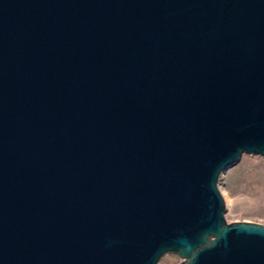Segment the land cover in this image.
Wrapping results in <instances>:
<instances>
[{
	"label": "water",
	"instance_id": "water-1",
	"mask_svg": "<svg viewBox=\"0 0 264 264\" xmlns=\"http://www.w3.org/2000/svg\"><path fill=\"white\" fill-rule=\"evenodd\" d=\"M264 156V0H0V264H264L221 172Z\"/></svg>",
	"mask_w": 264,
	"mask_h": 264
},
{
	"label": "rangeland",
	"instance_id": "rangeland-1",
	"mask_svg": "<svg viewBox=\"0 0 264 264\" xmlns=\"http://www.w3.org/2000/svg\"><path fill=\"white\" fill-rule=\"evenodd\" d=\"M218 188L225 200L227 222L251 221L264 224V156L243 153L227 166L218 178ZM180 257L163 254L159 264H174Z\"/></svg>",
	"mask_w": 264,
	"mask_h": 264
}]
</instances>
